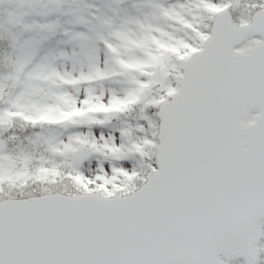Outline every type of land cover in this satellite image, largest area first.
I'll return each instance as SVG.
<instances>
[{
	"label": "snow or ice",
	"instance_id": "1",
	"mask_svg": "<svg viewBox=\"0 0 264 264\" xmlns=\"http://www.w3.org/2000/svg\"><path fill=\"white\" fill-rule=\"evenodd\" d=\"M0 264H264V0H0Z\"/></svg>",
	"mask_w": 264,
	"mask_h": 264
}]
</instances>
